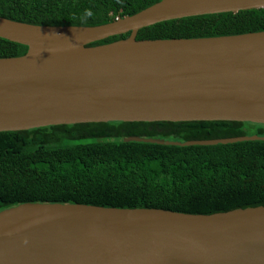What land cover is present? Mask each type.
<instances>
[{
  "label": "water",
  "instance_id": "1",
  "mask_svg": "<svg viewBox=\"0 0 264 264\" xmlns=\"http://www.w3.org/2000/svg\"><path fill=\"white\" fill-rule=\"evenodd\" d=\"M262 8L264 0H160L97 26L0 17V38L27 47L22 56L0 58V132L106 122L264 125V31L136 39L138 30L163 21ZM132 139L180 146L264 141ZM0 264H264V206L205 215L22 203L0 211Z\"/></svg>",
  "mask_w": 264,
  "mask_h": 264
},
{
  "label": "trees",
  "instance_id": "2",
  "mask_svg": "<svg viewBox=\"0 0 264 264\" xmlns=\"http://www.w3.org/2000/svg\"><path fill=\"white\" fill-rule=\"evenodd\" d=\"M160 0H0V17L42 26H97ZM91 12L90 17L86 14ZM86 17V18H85ZM264 31V8L168 20L136 39H192ZM129 32L89 46L125 39ZM27 47L0 38V58ZM264 137L250 122H106L0 132V211L22 203H72L214 214L264 206V141L162 145Z\"/></svg>",
  "mask_w": 264,
  "mask_h": 264
},
{
  "label": "clouds",
  "instance_id": "3",
  "mask_svg": "<svg viewBox=\"0 0 264 264\" xmlns=\"http://www.w3.org/2000/svg\"><path fill=\"white\" fill-rule=\"evenodd\" d=\"M92 15V13L91 12H88L87 14H86V17H90ZM85 17V18H86Z\"/></svg>",
  "mask_w": 264,
  "mask_h": 264
}]
</instances>
